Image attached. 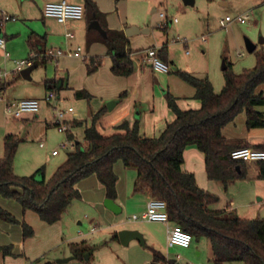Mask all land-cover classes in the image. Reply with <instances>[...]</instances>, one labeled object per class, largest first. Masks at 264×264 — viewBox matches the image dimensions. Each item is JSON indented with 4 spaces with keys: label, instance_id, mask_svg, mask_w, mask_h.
<instances>
[{
    "label": "rangeland",
    "instance_id": "rangeland-1",
    "mask_svg": "<svg viewBox=\"0 0 264 264\" xmlns=\"http://www.w3.org/2000/svg\"><path fill=\"white\" fill-rule=\"evenodd\" d=\"M67 1L77 2L75 0ZM29 2L30 0H16L19 5L25 4L29 19L26 20L21 18L23 17L21 15L13 14L12 19L0 23L1 28L13 31L14 35L8 39L14 42L13 52L6 48L8 56H3L5 61L0 64V69L6 71L8 75L2 80L9 83L5 91L0 94V158L3 155V136L7 133H14L21 140L13 160L14 173L19 176H27L34 169L44 166L42 173L47 180L53 174L55 167L66 158V154L72 151L71 143L73 145L84 144L82 130L85 123L90 125L92 117L99 107L102 105L101 109H103L109 101L113 100L104 97L112 95V92L107 91L114 90L108 86L109 84H106L107 76L112 75L110 67L107 69L105 64H102L103 70L98 71L97 75H91V73H87L83 60L71 58V62L70 60L68 62L71 63L72 70L67 66L68 72H62V75L67 79L66 86L58 90L57 94L60 100L56 101L61 107L71 106L74 111L70 116L80 118L84 122L82 127H70L73 135L71 140L67 141L66 133L59 131L56 126L48 125L52 118L50 109L42 107L34 115L24 114L21 117L28 119L13 118L8 115L4 109L6 101L26 95L43 98L46 93L43 80L53 76L54 68L51 63L40 64L33 69L31 80H25L19 72H13V59L28 58L27 51L24 52L23 48L27 33L33 30L43 34L46 29L44 24L46 20L41 18L34 7L29 6ZM122 3L126 5L129 17L140 19L150 29L148 34L133 35L131 47L135 50L134 53L139 54L142 52L139 49L167 41V47L172 51L176 66L171 65L169 73H156L157 76L167 78L170 85L179 94L183 95L187 91H191L192 87L173 73L176 69L187 71L197 78H207L212 85L213 92L219 93L225 83L224 62L226 66L230 65L234 74H240L243 70L254 67L256 52L264 51L263 0H193L192 4H186L184 0H123ZM160 12L164 13L168 20L177 19L176 22H169L165 31L159 26L164 22L159 16ZM238 16H246L245 21L238 22L236 20ZM246 39L256 45L253 52L247 50ZM166 87L164 81L162 90L166 91ZM75 88H85L84 90L90 94V97L75 98L73 95ZM260 89L263 87L258 90ZM162 90L159 89V86L157 87L159 94H163ZM183 102L185 101L183 100ZM256 110L264 112V106H258ZM222 134L229 142H235L236 139L245 137H250L254 141L264 140V128L247 129L244 112L238 114L232 122L228 123L223 128ZM253 135H255L254 138ZM65 141H67L66 146H62L61 143ZM54 148L59 151V155L56 157L51 156V150ZM115 171L118 175L119 186L127 179L129 182V176L130 179L136 177L135 170L123 168L121 162L116 163ZM40 176L41 174H38V177ZM241 180L231 183L227 190L222 192V195L211 192L218 197V201L214 205L234 197L236 203H253L250 205L252 206L249 207L250 209L247 208L251 211V218L264 219V192L250 194L247 188L253 185V181ZM96 184L95 187L87 179L80 180L76 186L81 192V198L73 199L61 214L60 219L53 224L43 222L32 210H25L22 213L21 206L15 200L0 195V207L10 212L19 222L12 224L0 220V264H3L4 260L6 262L9 260L10 264H22V261H27V264H153L150 248L166 254L170 259H174L180 264H212L213 255L207 238H192L188 247L168 246L165 241L163 225L132 220L131 212L127 211L120 214L121 218L125 219L127 225L138 227V231L143 234L144 244L131 240L127 245L116 242L102 245L100 248L94 247L92 244L94 240V242H98L108 239V235L112 231L109 219L102 216L97 217L98 209L93 201L99 200L101 185L99 182ZM240 211L241 215L245 213V209ZM232 215L237 216L238 214L233 212ZM94 220L96 228L91 231L93 226L91 221ZM22 221L33 229V235L24 239L20 226ZM98 228L102 230L101 233H97ZM148 232L154 235V243L146 239L144 233L148 234ZM80 241H85L87 246L90 244L89 247L93 248L91 255L88 256L89 259L84 258L82 261H78L71 258L66 262H59L71 257L69 244ZM226 264L242 263L232 261Z\"/></svg>",
    "mask_w": 264,
    "mask_h": 264
},
{
    "label": "trees",
    "instance_id": "trees-1",
    "mask_svg": "<svg viewBox=\"0 0 264 264\" xmlns=\"http://www.w3.org/2000/svg\"><path fill=\"white\" fill-rule=\"evenodd\" d=\"M83 6L87 21L97 20L103 29V33L94 28H90L89 32H94L96 40L105 45L107 54L111 57V73L121 77L131 75L134 71L131 57L133 51L128 46L124 31L109 29L104 23V14L92 0H84ZM29 40L31 48H36L33 61L42 57L45 62L49 57L43 56L45 52L37 49L40 44L37 36L32 35ZM88 41L91 42L92 39L89 38ZM155 55L169 65L166 45L156 49ZM100 65V58H89L86 62L87 73H93ZM173 73L194 89V97L200 101L199 108L181 110L174 96L166 92L167 106L174 117L154 137L140 135L137 120L132 125L122 122L118 126L122 132L108 136L100 134L94 123L104 111L103 108L93 115L91 125L84 127V144H76L47 180L42 173L43 166L27 176H19L13 172V160L21 140L14 133L6 134L0 158V195L15 200L23 211L36 212L43 222L53 224L60 219L71 201L80 197L76 184L89 176L96 177L106 198L115 200L117 175L114 165L121 162L125 168L136 172L133 191H144L163 199L170 223L180 226L195 239L205 237L209 240L212 264L232 261L264 264V219L241 218L232 215L233 211L210 209L218 201V197L200 188L194 175L181 167L184 149L194 146L204 155L205 173L209 180L228 184L248 177L247 163L232 159L230 152L234 148L250 145L240 141L229 142L222 130L241 112L245 113L248 130L264 128V112L256 110V107L264 106V51L256 52L254 67L245 69L240 74H234L227 64L224 71L225 83L219 93L213 92L207 78H197L181 69H176ZM8 84L6 80H0V94ZM43 86L46 91L58 92L62 80L44 79ZM261 87L263 89L258 90ZM73 95L75 98L90 97L84 89L74 90ZM124 96L125 93H121L119 99ZM72 138L71 133H66V139ZM250 147L264 150V142ZM253 165L256 179L264 180V161ZM38 174L41 176L38 177ZM0 220L19 223L2 207ZM20 226L23 239L33 235L32 227L26 222L22 221ZM117 239L115 232L111 240ZM105 244L107 242L100 245ZM69 247L72 257L78 261H82L85 254L90 255L93 249L85 241L70 243ZM150 249L154 263L175 262L174 259H167L160 251Z\"/></svg>",
    "mask_w": 264,
    "mask_h": 264
},
{
    "label": "crops",
    "instance_id": "crops-1",
    "mask_svg": "<svg viewBox=\"0 0 264 264\" xmlns=\"http://www.w3.org/2000/svg\"><path fill=\"white\" fill-rule=\"evenodd\" d=\"M50 1H59V0H30V4L32 7H34L38 13L40 14L41 18L46 20L44 21V24L46 25V29L43 34H40L38 32H35L33 30L29 31L26 35L25 42L23 45L24 52L27 51V56L28 58L30 55H33L35 52V49H32L30 46V36L36 35L37 39L39 40L40 44L37 47L39 51L43 50V52L49 50V49H60L62 51L65 50H72L75 51L76 47H80L81 50L78 52L77 56H66L62 55L59 56L55 61H52L51 58H48L43 61V58H37L33 62L39 66L40 64H46V63H51L53 69V76L48 77L47 79L51 78H59L62 80V86L61 89L66 86V78L62 75V72L66 71L68 72L67 66L72 70V66L70 65L68 61L72 59H80L83 60L84 65L86 67V60L89 58H100L101 59V65L99 68L91 73V75H97L99 73L98 71L103 70L102 64H105V67L108 69L111 66V57L110 55L107 54L106 47L103 43L100 41L96 40L97 35L94 32H89V23L87 21L86 14H84V17L79 20H67L63 23L57 22L55 19L52 18H46L42 14V7L46 2ZM77 2H72V3H79L81 5H84V0H75ZM97 9L104 14V23H106L107 27L109 29H120V30H125L129 26H136L140 31L135 32L130 36H126L128 38V46L129 48L133 51L131 54V57L134 62V71L131 75L127 77H121V76H115L111 75L107 76V82L106 84H109L108 86H111L114 91H107V92H112V95H107L106 99H113L112 101H115V104L111 109H108L107 106H105L104 112L98 120L94 123L97 131L104 135L108 136L116 132H122L118 128V126L126 121L129 125H132L134 121L139 122V133L140 135L146 136V137H154L157 136L160 131L163 129L164 125L171 121L173 119V113L167 106V102L165 100V93L169 92L172 96H174L177 106L181 110H186V109H197L200 107V101L194 97V89L192 88L191 91H187L185 94L182 95V93H177L175 89L170 85L168 82L167 78H164L162 76H157V73L153 71L151 68L150 62L145 58L144 52L147 49L150 48H155L158 49L163 45H166L167 51H168V61H169V72H170V66L175 65V61L173 59V54L170 49L167 47V41L162 42L158 45H149L143 49H139L142 52L141 53H134L135 50H133V47H131V42H132V37L135 34H140V33H145L148 34L150 32V29L147 27V25L144 24V22H141L140 19H137L136 17H129L127 11H126V5L122 3L123 0H120L116 2L115 0H92ZM149 1V0H148ZM0 10L5 12L8 16H10V19H12L14 16L13 14L21 15L23 19H29L30 17L28 16V13L25 9V4L19 5L16 3V0H0ZM10 19L6 20L9 21ZM50 19V20H49ZM49 20V21H48ZM99 23V22H98ZM100 25V24H99ZM101 27V26H100ZM95 29V28H94ZM97 30V29H96ZM11 31H8V29H3L0 27V35L4 37L6 41L5 45V50L0 49V64L2 61H5L3 58L6 57L5 53L8 54V51H6L8 48L13 52V41H9L8 39L13 37L14 35L12 32L8 34ZM70 34V35H67ZM125 34V33H124ZM41 37V39H39ZM91 38L92 41L89 42L88 39ZM56 39V40H55ZM33 42L35 40H32ZM23 52V54H24ZM2 58V59H1ZM16 60H12V63L14 64ZM44 62V63H43ZM71 62V60H70ZM14 68V65H13ZM1 70V69H0ZM2 71V70H1ZM13 71V70H12ZM15 72V71H13ZM107 72V71H106ZM168 72V73H169ZM32 73V71H31ZM30 73V76H31ZM108 73V72H107ZM161 75V74H159ZM8 76V75H7ZM166 77V76H165ZM167 79V80H165ZM31 80V79H30ZM166 82V91L162 90V83ZM103 84V83H102ZM159 86V89L162 90L163 94H159L157 91V87ZM175 86V85H174ZM73 88V87H72ZM176 88V87H175ZM81 88H75V90H78ZM83 89V88H82ZM85 89V88H84ZM121 93H125V96L121 99L118 98V96ZM57 102L60 100L59 95L57 94ZM115 96V97H114ZM44 97V96H43ZM22 98H37L41 100V106L40 108L44 107L47 110H49V105L43 101V98H38L34 95H26L21 98H16L13 100L17 99H22ZM185 102H183V100ZM12 100V101H13ZM110 102V101H109ZM100 106V105H99ZM192 107V108H190ZM102 108V105L99 107V109ZM97 110V112L99 111ZM106 110V112H105ZM22 117V116H21ZM20 117V118H21ZM21 119H28L26 117L21 118ZM52 119V118H51ZM69 127L72 128H77V127H82L84 122L80 118H75L74 116H70L69 114L67 115ZM73 123H75L73 125ZM77 123V124H76ZM92 123V122H91ZM81 124V125H80ZM48 125H54L51 120L48 122ZM91 125V124H90ZM85 126H89L85 123ZM84 126V127H85ZM83 127V129H84ZM69 133L72 134V132L69 129ZM8 134V133H7ZM6 135V134H5ZM4 135V136H5ZM3 136V137H4ZM73 136V135H72ZM255 135H253L254 138ZM264 136V134H263ZM252 137V134H251ZM82 138H83V130H82ZM236 141H240L246 144L254 145L258 143H263L264 140H259V141H254L250 137H245V138H240L236 139ZM84 142V141H83ZM63 143V142H62ZM61 143V144H62ZM71 146H74L71 143ZM72 149V151H73ZM53 150H57L56 148L51 150V156L56 157L59 155V151L57 150V154H52ZM67 155V154H66ZM66 159V158H65ZM64 159V160H65ZM63 160V161H64ZM62 161V162H63ZM14 162V161H13ZM60 162L54 169L62 163ZM248 165V177L245 179H242L241 181H253V185L249 186L247 188V191H249L250 194H262L264 192V180H259L256 179V169L255 166L251 163H247ZM115 166L114 165V172L115 171ZM44 167V166H43ZM182 169L185 171L191 172L194 177L196 184L209 192L216 193L217 195H222V192L227 190V188L230 186L231 183L224 184L221 181H215V180H209L206 176L205 173V166H204V155L202 152H200L198 149H196L194 146H188L184 149L183 151V164H182ZM39 168V167H38ZM123 168H125L123 166ZM12 169L14 172V165H12ZM37 169V168H36ZM34 169V171L36 170ZM120 172L121 168L119 167ZM125 169H130V168H125ZM33 171V172H34ZM32 172V173H33ZM31 173V174H32ZM30 175V174H29ZM117 175V173H116ZM24 176V175H23ZM45 178V176H44ZM90 184L96 187V182L98 180L94 176H89L87 178ZM118 179V175H117ZM134 179H130L129 176V182L128 179L124 182L121 183L119 186L118 183L116 185V191H117V197L115 200H113L120 208V212L118 214H114L112 211L107 209L103 203L101 202L106 198L104 189L101 186L100 191V197L99 200L93 201L95 204V207L98 209V216L105 217L111 221L110 228H112L109 233L108 239H104L102 241L94 242V246H98V248L102 247L100 245L102 242L107 241V245H110L112 243H120L119 240H111L112 235L116 232H118L121 229H131V230H138V227L127 225L125 219L121 218L120 214L123 213V211L131 212V214H138L142 210L145 209L146 202L149 197H151L150 194L144 192V191H133L134 189ZM101 185V184H100ZM77 187V186H76ZM80 197L81 198V192L79 188L77 187ZM249 189V190H248ZM228 200H225L222 202H219L217 205H211L210 209H225L226 211H233L236 212L238 217L241 218H251L252 215L251 211L248 210L247 208L252 207L250 205H253L251 202L247 203H236V198L230 197L227 198ZM259 200H262V198H259ZM241 206V207H240ZM245 213L241 215L240 210H244ZM250 209V208H249ZM22 209V213H24ZM245 214V215H244ZM258 218V217H256ZM93 222L94 229L96 228L95 226V220L91 221ZM79 223V222H78ZM145 223H150L154 225H163L165 228V241H166V225L163 223L159 222H145ZM94 231V230H93ZM104 231V230H103ZM102 232L100 228H98L97 233ZM144 232V231H143ZM143 235V234H142ZM146 236V239L150 240L151 243H154L155 237L152 233L148 232V234L144 233ZM87 241V240H86ZM130 242V241H129ZM77 243V242H74ZM167 243V241H166ZM5 244V243H4ZM90 246V244H89ZM162 253V252H161ZM11 254V253H10ZM167 259H170L166 254L162 253ZM198 254H200L198 252ZM91 255V254H90ZM87 255V258L89 259ZM72 256V255H71ZM73 258V257H72ZM3 264H10L9 260L6 262L4 260ZM22 264H27V261H22Z\"/></svg>",
    "mask_w": 264,
    "mask_h": 264
},
{
    "label": "built area",
    "instance_id": "built-area-1",
    "mask_svg": "<svg viewBox=\"0 0 264 264\" xmlns=\"http://www.w3.org/2000/svg\"><path fill=\"white\" fill-rule=\"evenodd\" d=\"M42 14L46 18L55 19L59 23H63L67 20H79L84 17V6L79 3L68 2L67 0L50 1L46 2L42 7ZM159 16L164 21L159 26L165 29L169 22H176L177 19L173 18L168 20L166 15L162 12ZM10 19L5 12L0 10V21H6ZM246 16H238L236 20L238 22H244ZM222 24V21H221ZM70 35V34H67ZM0 49L5 50V39L0 35ZM81 50L80 47H76L75 51L60 49H49L45 51L43 56L51 58L55 61L59 56H77L78 52ZM155 48H150L145 50L144 56L150 62L153 71L158 73H168L169 66L165 62L161 61L155 55ZM5 56H8L5 53ZM33 56L29 58L16 60L14 62L13 70L19 72L22 68H25L33 63ZM7 76L6 71L0 70V80L5 79ZM55 100V101H54ZM43 101L49 105V109L52 112L51 122L56 126V128L64 133L69 132V123L67 115L73 113V108L71 106L61 107L57 101L56 92L52 90L46 91L43 97ZM41 106V100L37 98H22L13 101H6L4 104V109L13 118H20L24 114H36L39 112ZM68 141V139H67ZM67 141L63 142L61 145L66 146ZM52 154H57V150H53ZM230 157L235 160H240L245 163L253 164L259 161H264V150L253 148L250 146L237 147L231 150ZM132 220H140L145 222H159L166 225V241L168 246H180L188 247L192 240L190 233L184 231L180 226L170 223L167 214V205L163 199L158 197H149L145 209L138 214H133L131 216ZM94 227H91V231Z\"/></svg>",
    "mask_w": 264,
    "mask_h": 264
},
{
    "label": "water",
    "instance_id": "water-1",
    "mask_svg": "<svg viewBox=\"0 0 264 264\" xmlns=\"http://www.w3.org/2000/svg\"><path fill=\"white\" fill-rule=\"evenodd\" d=\"M184 3L186 4H192L193 3V0H184ZM89 27L90 28H95L97 29L100 33H103V29L100 27L99 23L97 20H92L90 23H89ZM140 30L136 27V26H129L127 27L125 30H124V33L126 36H130L132 35L133 33L135 32H139ZM245 44H246V47H247V50L249 52H253L256 45L251 43L249 40L246 39L245 41ZM37 67V64L35 62H33L31 65L25 67V68H22L20 71H19V74L20 76L25 79V80H30L31 79V76H30V73L33 69H35ZM223 69H226V64L225 62L223 63ZM115 104V101H110L107 103V108L108 109H111L113 107V105ZM103 205L109 209L110 211H112L114 214H118L120 212V208L119 206L112 200V199H108V198H105L103 200ZM117 237H118V240L121 244L123 245H127L129 243V241L131 240H136L138 241L140 244H144V238H143V235L138 231V230H131V229H121L117 232ZM85 258H87V254H85L84 256ZM71 257L69 258H66V259H63V260H60L59 262H66L68 261L69 259H71ZM156 264V263H154ZM173 264H180L179 262L175 261Z\"/></svg>",
    "mask_w": 264,
    "mask_h": 264
}]
</instances>
